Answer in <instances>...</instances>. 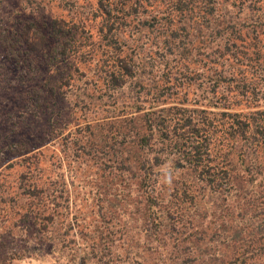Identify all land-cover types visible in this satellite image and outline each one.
I'll return each instance as SVG.
<instances>
[{
  "label": "trees",
  "instance_id": "1",
  "mask_svg": "<svg viewBox=\"0 0 264 264\" xmlns=\"http://www.w3.org/2000/svg\"><path fill=\"white\" fill-rule=\"evenodd\" d=\"M36 1L2 46L37 75L0 121V216L51 240L76 189L126 190L159 264H264V30L236 27L264 0ZM191 22L216 27L187 43Z\"/></svg>",
  "mask_w": 264,
  "mask_h": 264
},
{
  "label": "rangeland",
  "instance_id": "2",
  "mask_svg": "<svg viewBox=\"0 0 264 264\" xmlns=\"http://www.w3.org/2000/svg\"><path fill=\"white\" fill-rule=\"evenodd\" d=\"M41 2H46V0ZM242 2L243 1H241V3ZM239 4L240 1H238V5ZM86 6L85 3L84 11H86ZM43 8L44 5L42 3L37 5L36 0H0L1 122L5 119H15L19 112L25 107L23 103L27 102V96L30 94L31 86L37 75L36 71H34L36 70L35 66H27L26 62L17 66L13 62L4 60L5 51L2 48L3 42L7 39L10 41V46L14 43V35H11V33L17 29L16 18L20 15V11L27 13L32 9ZM53 11L55 14H60L61 16H65L66 14L65 11L61 10L53 9ZM199 22L187 23L190 26L189 30L191 34H189L185 42L188 43L189 41L200 39L198 37L199 33L204 34V32H200V30L216 27L213 22ZM136 25L139 27L138 24ZM152 25L153 32L149 40H156L155 38L157 36V41H160L158 40V36H161L160 29H164L167 25L163 22H154ZM140 27L144 30L151 28L149 24L140 25ZM170 27L176 28L175 23L170 24ZM236 27H246L243 28V30L248 28L247 30L249 32H251L249 29L252 28L264 30V22H238ZM252 35L253 34H251V36ZM201 40L206 42L208 39L203 36ZM88 68L87 72L89 73L87 77L90 79L94 67L93 65H89ZM263 71L258 74V77L264 78ZM252 79L259 84L261 82L257 77H253ZM83 81L84 78L82 82ZM21 86L23 88H20ZM231 87H233V85ZM78 109H80V107H78ZM75 114V117L79 116L78 112ZM55 162L56 157L52 160L50 159V164H55ZM2 166H0V169ZM64 169L66 170L65 164ZM77 175L80 177L83 176V173H77ZM6 180L10 182L12 180V175L8 174ZM90 186L96 191L94 186ZM90 186L87 185L84 195L82 192L79 193L77 189L71 194L68 219H71L74 224L69 227L66 221V226H53L51 235L55 237V239L49 240L47 234L37 232L29 227L13 226L15 221L11 224L10 222L8 223L6 217L3 218L0 216V225H2L0 226V264L161 263L162 259L159 254L161 250L157 248L158 243L152 242L150 239L147 240V238L144 237L145 227L142 226L140 220L134 219L137 215L133 213L132 198L127 195L126 190L123 192L119 191L118 193L117 191L115 192L114 188H111L106 196L101 194L100 197H98L95 195L96 192L93 189L91 193ZM116 194H118L116 198L118 202L115 200ZM111 204L112 208H110ZM254 214V211L248 214L249 216L252 215V218H249L251 224L248 226H257V219L253 218L255 217ZM1 219L5 220L1 221ZM249 220L244 222L248 223ZM17 224L21 225V223ZM62 238H64L63 244L61 241ZM205 248L206 247H202V249ZM177 260V264L182 263V257Z\"/></svg>",
  "mask_w": 264,
  "mask_h": 264
},
{
  "label": "clouds",
  "instance_id": "3",
  "mask_svg": "<svg viewBox=\"0 0 264 264\" xmlns=\"http://www.w3.org/2000/svg\"><path fill=\"white\" fill-rule=\"evenodd\" d=\"M174 179H175V173L171 169H169L166 172V183L171 185L173 183Z\"/></svg>",
  "mask_w": 264,
  "mask_h": 264
}]
</instances>
